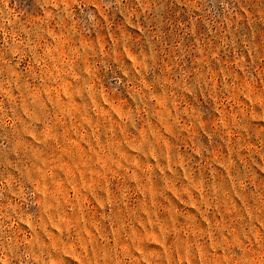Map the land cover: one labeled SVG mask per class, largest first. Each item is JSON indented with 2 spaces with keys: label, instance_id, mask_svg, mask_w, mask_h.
<instances>
[{
  "label": "rangeland",
  "instance_id": "1",
  "mask_svg": "<svg viewBox=\"0 0 264 264\" xmlns=\"http://www.w3.org/2000/svg\"><path fill=\"white\" fill-rule=\"evenodd\" d=\"M0 264H264V0H0Z\"/></svg>",
  "mask_w": 264,
  "mask_h": 264
}]
</instances>
